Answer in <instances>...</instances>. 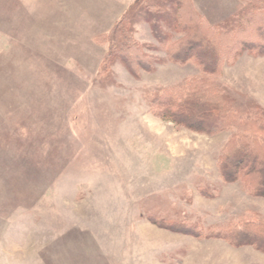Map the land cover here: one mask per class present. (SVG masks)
<instances>
[{"label":"rangeland","instance_id":"rangeland-1","mask_svg":"<svg viewBox=\"0 0 264 264\" xmlns=\"http://www.w3.org/2000/svg\"><path fill=\"white\" fill-rule=\"evenodd\" d=\"M135 1L0 0V112L15 103L23 114L37 111L22 122L37 125L42 136L53 133L48 138L69 162L52 169L26 162L33 189L24 187L29 179H16L20 169L0 165V264H264V251L253 245L172 231L151 218L204 225L253 213L264 219V197L247 180L221 178L218 157L229 130L208 132L159 114L155 97L199 72L191 61H167L148 21L133 23L148 69L135 76L114 64L113 85L96 80L104 50L90 36L109 29ZM244 1L192 0L212 23ZM178 18L192 30L200 25L184 10ZM59 59L69 76L55 68ZM216 81L238 101L264 109V56L244 53ZM28 151L15 144L10 158L25 160ZM6 159L0 156V164ZM206 184L211 193L202 192Z\"/></svg>","mask_w":264,"mask_h":264},{"label":"trees","instance_id":"trees-1","mask_svg":"<svg viewBox=\"0 0 264 264\" xmlns=\"http://www.w3.org/2000/svg\"><path fill=\"white\" fill-rule=\"evenodd\" d=\"M182 10L187 13L190 21H200V25L194 24L195 30H192L191 23L181 25L179 22L178 14ZM137 19L150 23L156 40L165 46L167 61L178 64L191 61L199 72L198 76L191 77L178 87L166 88L155 97L160 108L159 114L208 132L229 130V139L218 157L221 178L228 182L247 180L249 190L254 195L264 197V109L256 106L254 101H238L216 81L223 66L234 63L244 53L264 56V0H245L237 10L215 23L209 22L199 12L192 0H136L109 29L90 36L91 41L101 45L104 50L102 61L96 69V80L99 79L101 85L111 86L115 83L112 70L114 64L121 65L135 76L148 69L145 61L150 60L144 51V45L133 35V23ZM203 29L206 30L205 34H200ZM53 37L55 36L48 41L52 42ZM84 43L86 42H81L83 46ZM71 57L75 66H80V58ZM59 60L55 68L63 76H69V69L58 67L63 62ZM3 73L6 74L5 71ZM182 92L184 94L181 97ZM7 93H3V96L9 97ZM22 99L24 105L30 106L25 98ZM15 104L9 111L0 112V156L8 158L7 162L0 165L20 169L16 179L18 182L21 178L29 179L23 185L32 186L33 189L32 181L36 178L33 177L34 170L29 163L52 169L62 160L67 166L69 162L61 158L63 149L59 147L60 144L48 138L53 133L42 136L37 125L31 122H28L30 125L25 124L27 115L29 119L36 116L37 111L28 109V113L23 114L21 104ZM9 118L20 123L10 124ZM252 121H256V129L249 128ZM18 142L29 150L25 160L18 159L17 155L10 158L11 147L15 144L19 146ZM17 154L21 155L20 151ZM29 156L36 159V162H30ZM202 190L211 193V187L207 184ZM252 216L253 218L240 216L220 225H204L198 220L182 221L173 217L164 220L156 216L151 218L172 231L199 237H220L239 246L253 245L264 251V219L256 213Z\"/></svg>","mask_w":264,"mask_h":264}]
</instances>
